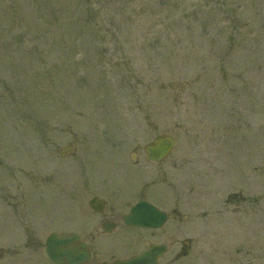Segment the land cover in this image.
Here are the masks:
<instances>
[{
	"label": "rangeland",
	"instance_id": "rangeland-1",
	"mask_svg": "<svg viewBox=\"0 0 264 264\" xmlns=\"http://www.w3.org/2000/svg\"><path fill=\"white\" fill-rule=\"evenodd\" d=\"M157 134L188 204L175 264H264V0H0V264L71 226L86 180L133 199Z\"/></svg>",
	"mask_w": 264,
	"mask_h": 264
},
{
	"label": "flooded vegetation",
	"instance_id": "flooded-vegetation-1",
	"mask_svg": "<svg viewBox=\"0 0 264 264\" xmlns=\"http://www.w3.org/2000/svg\"><path fill=\"white\" fill-rule=\"evenodd\" d=\"M140 157L142 158L143 155L141 154ZM141 162L144 161L137 159L133 164L137 167ZM155 172V168L142 172L137 169L139 175L131 187L135 197L130 200L129 198L125 200L123 188H121L123 186L120 184L102 181V179L96 186L88 180L84 182L83 189L88 199L85 207L77 208L78 213L72 214V225L69 231L76 233L90 251V258L85 264H114L118 260L145 251L150 245L163 248V253L157 258L156 264H175L180 258L188 256V244L177 233L184 230V227L180 225L182 221L180 214L182 207L188 205L187 199L181 192L172 195L171 180L165 181L164 178L167 177L163 176V179L158 182ZM140 174L141 177H139ZM158 184H164L163 192H160V196L156 198L149 197L148 193L156 189ZM233 196L236 197V194L231 195ZM90 200L93 201L92 205ZM140 200L150 202L166 213L167 220L160 228L130 227L125 224L124 216ZM26 215L28 217L29 214ZM78 216L81 217L80 222L83 223V228H77ZM173 220L178 223L173 226L174 229L170 225L167 226L168 221ZM31 235L33 236V233ZM23 246L30 249L28 250L30 254L25 256L29 258L26 260L28 264H52L45 257V240L28 238L24 240Z\"/></svg>",
	"mask_w": 264,
	"mask_h": 264
},
{
	"label": "water",
	"instance_id": "water-1",
	"mask_svg": "<svg viewBox=\"0 0 264 264\" xmlns=\"http://www.w3.org/2000/svg\"><path fill=\"white\" fill-rule=\"evenodd\" d=\"M174 146V140L171 136L158 135L154 138L153 142L147 146L146 152L148 157L152 160L159 161L167 155L170 149ZM70 152V148H66L60 151V154L64 155ZM146 207L143 216H137L139 209ZM157 217V221H153L154 217ZM162 216L153 207L144 205L143 203L133 207L131 213L126 217V223L130 225H158L160 224ZM158 222V223H157ZM74 239L68 233L51 234L47 238L46 253L48 257L56 264H80L87 260L89 253L86 247L82 244H77L75 247H71L69 240ZM154 255L149 252H145L141 255L131 257L130 259L123 260L118 264H153Z\"/></svg>",
	"mask_w": 264,
	"mask_h": 264
}]
</instances>
